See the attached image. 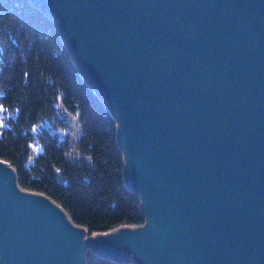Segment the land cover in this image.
I'll use <instances>...</instances> for the list:
<instances>
[{
    "label": "water",
    "instance_id": "95a60500",
    "mask_svg": "<svg viewBox=\"0 0 264 264\" xmlns=\"http://www.w3.org/2000/svg\"><path fill=\"white\" fill-rule=\"evenodd\" d=\"M30 1L114 116L145 220L90 234L0 158V264H264V0Z\"/></svg>",
    "mask_w": 264,
    "mask_h": 264
},
{
    "label": "trees",
    "instance_id": "16d2710c",
    "mask_svg": "<svg viewBox=\"0 0 264 264\" xmlns=\"http://www.w3.org/2000/svg\"><path fill=\"white\" fill-rule=\"evenodd\" d=\"M0 103V158L16 168L23 188L58 202L90 234L144 223L124 178L114 116L54 20L30 0H0ZM69 114L78 117L81 134L59 139L52 128H68ZM36 136L43 149L32 159ZM86 264L135 263L87 250Z\"/></svg>",
    "mask_w": 264,
    "mask_h": 264
},
{
    "label": "rangeland",
    "instance_id": "374dc122",
    "mask_svg": "<svg viewBox=\"0 0 264 264\" xmlns=\"http://www.w3.org/2000/svg\"><path fill=\"white\" fill-rule=\"evenodd\" d=\"M60 109H62V108H60ZM3 116H4L3 108H2V105L0 103V125L5 124ZM68 119L71 122V123H69L68 128L58 129V130L52 128V131H54V132L56 131L58 133L59 139H64L68 135L71 137L72 134L73 135H80L81 134V126H80V122L78 121V117L76 115L69 114ZM73 141H75V137H74V140H72V142ZM40 143H41L40 140L36 136L34 143L32 144V147H31L32 148V154L33 153L36 154L43 149V146ZM34 154L32 156V159H33V157L35 158Z\"/></svg>",
    "mask_w": 264,
    "mask_h": 264
}]
</instances>
